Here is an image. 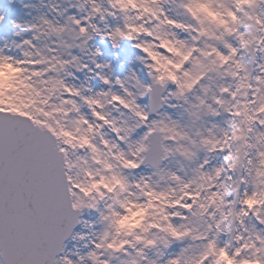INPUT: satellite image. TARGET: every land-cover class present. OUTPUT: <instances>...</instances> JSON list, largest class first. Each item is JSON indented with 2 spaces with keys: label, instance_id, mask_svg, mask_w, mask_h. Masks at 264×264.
Listing matches in <instances>:
<instances>
[{
  "label": "clouds",
  "instance_id": "1",
  "mask_svg": "<svg viewBox=\"0 0 264 264\" xmlns=\"http://www.w3.org/2000/svg\"><path fill=\"white\" fill-rule=\"evenodd\" d=\"M0 31V118L59 162L43 264H264V0H0Z\"/></svg>",
  "mask_w": 264,
  "mask_h": 264
},
{
  "label": "snow or ice",
  "instance_id": "2",
  "mask_svg": "<svg viewBox=\"0 0 264 264\" xmlns=\"http://www.w3.org/2000/svg\"><path fill=\"white\" fill-rule=\"evenodd\" d=\"M67 210L51 141L0 118V253L4 264H43L61 238Z\"/></svg>",
  "mask_w": 264,
  "mask_h": 264
},
{
  "label": "rangeland",
  "instance_id": "3",
  "mask_svg": "<svg viewBox=\"0 0 264 264\" xmlns=\"http://www.w3.org/2000/svg\"><path fill=\"white\" fill-rule=\"evenodd\" d=\"M16 13H14L15 15ZM72 247V243L71 242H68V248H71ZM0 264H2L1 260H0Z\"/></svg>",
  "mask_w": 264,
  "mask_h": 264
},
{
  "label": "water",
  "instance_id": "4",
  "mask_svg": "<svg viewBox=\"0 0 264 264\" xmlns=\"http://www.w3.org/2000/svg\"><path fill=\"white\" fill-rule=\"evenodd\" d=\"M1 254V257H2V259H3V261H4V256H3V254L2 253H0Z\"/></svg>",
  "mask_w": 264,
  "mask_h": 264
}]
</instances>
